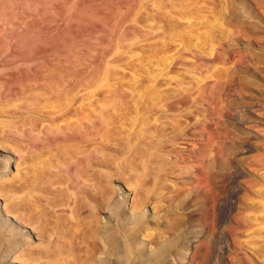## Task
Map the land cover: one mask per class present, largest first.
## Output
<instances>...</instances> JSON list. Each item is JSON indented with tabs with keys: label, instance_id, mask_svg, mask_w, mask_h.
Segmentation results:
<instances>
[{
	"label": "rangeland",
	"instance_id": "374dc122",
	"mask_svg": "<svg viewBox=\"0 0 264 264\" xmlns=\"http://www.w3.org/2000/svg\"><path fill=\"white\" fill-rule=\"evenodd\" d=\"M16 153L0 264H264V0H0Z\"/></svg>",
	"mask_w": 264,
	"mask_h": 264
},
{
	"label": "bare ground",
	"instance_id": "6f19581e",
	"mask_svg": "<svg viewBox=\"0 0 264 264\" xmlns=\"http://www.w3.org/2000/svg\"><path fill=\"white\" fill-rule=\"evenodd\" d=\"M122 9H123V7H122ZM128 9V8H127ZM124 10V9H123ZM120 13H118V15H119ZM71 42V41H70ZM56 46V45H55ZM80 49V48H79ZM81 50V49H80ZM93 51V50H92ZM38 53V52H37ZM74 56V55H73ZM64 57V56H63ZM71 57V56H70ZM66 58V57H65ZM85 58V57H84ZM92 59V58H91ZM53 61V60H52ZM77 61H78V59H77ZM91 61V60H90ZM64 62H65V60H64ZM80 63V62H79ZM69 64V63H68ZM64 66V65H63ZM71 67L73 66L74 67V65H70ZM45 69V68H44ZM86 70V69H85ZM84 70V71H85ZM47 71V70H46ZM46 71H44V72H46ZM49 72V71H48ZM83 72V71H82ZM80 73V72H79ZM46 74H47V72H46ZM44 75L45 76V79L47 78V75H49V74H47V75ZM75 75L77 74V73H74ZM87 74H88V72H87ZM77 76H78V74H77ZM76 76V77H77ZM113 76V75H112ZM41 77H43V75L41 76ZM66 77V76H65ZM79 77V76H78ZM61 78V77H60ZM69 78V77H68ZM72 78V77H71ZM108 78V77H107ZM47 79H49V81L51 80L50 79V77H48ZM62 79V78H61ZM76 79V78H75ZM74 79V80H75ZM80 78H77V80H79ZM110 79H112V77L110 78ZM53 80V79H52ZM48 81V80H47ZM71 81V80H70ZM72 81H73V78H72ZM71 81V82H72ZM62 82V81H61ZM69 83V84H73V83ZM51 83V82H50ZM49 82H48V84H50ZM37 85H39L40 83H36ZM41 85V84H40ZM47 84H46V82L45 83H42V86H46ZM59 85V84H58ZM65 85V84H64ZM63 85V86H64ZM71 85H69V86H71ZM74 85V84H73ZM67 86V88H68V85H66ZM40 87V86H39ZM51 88V87H50ZM52 88H53V84H52ZM63 88H65V87H63ZM56 90H57V88H55ZM58 89H59V87H58ZM46 90V89H45ZM60 90V89H59ZM51 91V90H50ZM62 91V90H61ZM47 92H49V91H47ZM59 92V91H58ZM63 92H65L66 93V91H63ZM62 92V93H63ZM102 92V91H101ZM105 92V91H104ZM64 93V94H65ZM73 93V92H72ZM99 93V92H98ZM106 93H107V91H106ZM81 94V93H80ZM59 95V93H57V96ZM66 95V94H65ZM54 96H56V95H54ZM56 96V97H57ZM74 96V95H73ZM81 97V96H80ZM150 97H155V94H150ZM50 98V97H49ZM52 98V97H51ZM50 98V99H51ZM54 98V97H53ZM65 98V97H64ZM81 98H84V97H81ZM98 99V98H97ZM88 100V99H87ZM107 100V99H106ZM78 101H79V99H78ZM101 101V100H100ZM99 101V102H100ZM79 102H81V99H80V101ZM78 102V103H79ZM99 102H97L98 104H99ZM64 103H65V101H64ZM28 105V104H27ZM60 105V104H59ZM87 105H85V107H86ZM90 106V105H89ZM91 107H92V105H91ZM95 107H93V109H94ZM92 109V108H91ZM96 109V108H95ZM96 112V111H95ZM10 113V112H9ZM73 117V116H72ZM76 117V116H75ZM10 133V132H9ZM79 142V141H78ZM73 143V142H72ZM67 144V143H66ZM71 143H69L68 145H64L63 144V147L62 148H57V149H55V150H51V151H49L48 153H55V154H59V153H61L62 151H64L65 149H67L68 147H69V145H70ZM37 146V145H36ZM34 152H36V153H34L35 154V158H41L42 157V155H45L46 154V149L44 148V147H38V149L36 150V151H34ZM14 155H16L17 157H19V155L16 153V154H14ZM20 160H22V156H20L19 157V160H16L14 163H15V170H14V172H12L13 174L11 175V177L8 179V183H6V184H9L8 186L6 185V184H3V186L1 185L0 186V198L1 199H4V201L2 202V203H0V207L3 209V211L5 212L6 211V214L8 215L9 214V211H15V212H19V210L20 209H22L23 207H24V205H22V201H20L19 199H11V200H9L7 197H5V198H2V194H6V192H7V189H14L15 191H18V190H22V189H24V187L26 186V185H28L27 183H29V181H28V179L26 178V174L27 173H25L24 171H22V169L19 167V161ZM36 171V170H35ZM37 172H38V170H37ZM36 172V173H37ZM38 173H40V172H38ZM35 176H37V175H35ZM33 181H34V179H32ZM31 182V181H30ZM33 183V182H32ZM30 184V183H29ZM27 187V186H26ZM24 204V203H23ZM19 215V214H18ZM18 215H17V217H16V219L18 220V221H20V222H22V223H26V221L27 220H25V216H21V217H23L24 219H21V218H19L18 217ZM20 216V215H19ZM30 218H32V216H29ZM29 218V219H30ZM31 220V219H30ZM36 230L35 229H33V228H31V230H30V232L33 234V236L34 235H36V233L39 235L40 234V232L38 233V232H35ZM37 238V237H36ZM25 246L27 247V246H30V244L29 243H26L25 244ZM25 250V249H24Z\"/></svg>",
	"mask_w": 264,
	"mask_h": 264
}]
</instances>
